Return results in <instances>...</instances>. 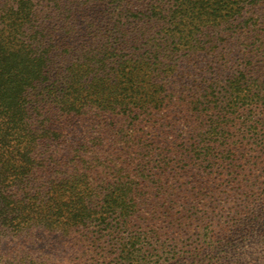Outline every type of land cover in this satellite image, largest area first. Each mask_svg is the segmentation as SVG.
Masks as SVG:
<instances>
[{"label": "trees", "instance_id": "trees-1", "mask_svg": "<svg viewBox=\"0 0 264 264\" xmlns=\"http://www.w3.org/2000/svg\"><path fill=\"white\" fill-rule=\"evenodd\" d=\"M80 2L62 23L31 0L0 12V264H56L50 245L80 240L102 264H264V0ZM181 151L205 177L160 219Z\"/></svg>", "mask_w": 264, "mask_h": 264}, {"label": "rangeland", "instance_id": "rangeland-1", "mask_svg": "<svg viewBox=\"0 0 264 264\" xmlns=\"http://www.w3.org/2000/svg\"><path fill=\"white\" fill-rule=\"evenodd\" d=\"M18 0H0V12L1 10H6L9 7L16 6ZM57 2V4H56ZM80 0L74 2V0H31L32 6H34L37 11L39 16L42 18L46 16L45 12L49 13L46 19L43 21L46 24H51V23H62L63 20L59 19L56 16L58 13V7L61 9L64 8V5H69V9L74 12L76 11V8L80 6ZM57 5V6H56ZM64 16V13H63ZM67 16V13L66 15ZM42 20H40L41 22ZM67 21V20H66ZM188 82V80H187ZM182 89H186L185 87H182ZM174 102V99L171 100V103ZM182 114H174V118L172 119V123L170 127L164 128L165 133L167 135V140L172 141L174 143L175 140H177V136L183 134L182 137L186 136V129H184L181 126V123L183 121H179L178 118H180ZM263 115L260 114L259 108H252L250 111H247L245 114H240L237 116L236 114H233L231 116V121L234 123V129L236 130H242L244 128V122L249 121V124H253L256 120L262 118ZM264 118V117H263ZM151 123H149V126ZM186 130V131H185ZM254 131V130H252ZM151 130L149 128L146 129V137H145V144L148 143V138L150 135ZM183 155H176V161L174 164L175 168H179L180 166L186 167L188 166V171L187 172H181L179 169V174H177V178H175L174 175H171V178L168 181L162 182L161 186H159L155 189L157 193H152V201L157 204H161L163 202L166 203V208L172 206V208L165 213L166 209L164 208H159L156 207L155 210H158L159 215L155 213L156 216H158L160 219H162L165 215L168 214V216H176L178 212L185 213L186 209L188 208V205L190 204L189 202H192L194 198H196V190L194 188V180L196 179V175L199 178H204V172L206 169V162L203 163L202 166H194L190 164L188 157H190V154L187 152H182ZM204 159H207L208 156L203 157ZM192 163V162H191ZM192 167V168H190ZM173 203H177L174 204ZM152 208V206H151ZM153 210V211H155ZM152 212V211H151ZM145 216H150V209L149 208H144L143 211H140L139 217H142V220L145 218ZM163 216V217H162ZM138 217V213L133 216V218ZM135 220V219H134ZM161 224H164L161 222ZM200 224V223H199ZM202 226V224H200ZM190 228L195 229L194 233H192V239L191 241H195L196 236L195 233L198 232L197 229H199V226L197 222L191 225ZM185 227L182 229L181 228H176L173 230V234L175 235V238L179 241L180 244H183L187 249L188 246V241H183L186 236L183 237ZM191 231V230H190ZM183 237V238H182ZM80 240V239H79ZM107 241L108 239L105 237L104 239ZM54 242L50 245L49 248H53V251H49V254H51L54 259L56 260V264H102L103 261V256H105V251L107 250L106 248L110 245L109 241L108 243H104L101 241L99 244V249L101 251L102 248L105 247V251L103 256L101 255H94V249L92 247H85L81 240L78 242L76 241L75 243H72L70 245H63V246H55L53 245ZM53 245V246H52ZM56 248V249H54ZM54 253V254H53ZM97 256V257H96ZM96 260L98 262H96ZM181 260V261H180ZM180 262H176V264H189L188 261H183L182 259H179ZM193 264V263H191Z\"/></svg>", "mask_w": 264, "mask_h": 264}]
</instances>
